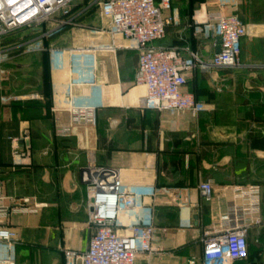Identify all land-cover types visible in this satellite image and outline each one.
Instances as JSON below:
<instances>
[{
    "label": "crops",
    "instance_id": "1",
    "mask_svg": "<svg viewBox=\"0 0 264 264\" xmlns=\"http://www.w3.org/2000/svg\"><path fill=\"white\" fill-rule=\"evenodd\" d=\"M98 1L74 3L67 18L74 24L65 29L58 30L56 23L23 29L5 38L0 49L38 41L47 50L113 42L124 48L121 38L98 33L107 28ZM203 4L211 14L237 16L248 34L241 41L240 69H195L189 74L184 91L206 107L197 119L188 112L144 109L146 90L135 85L138 57L127 49L97 54L94 86L70 87L89 77L87 67H72L66 56L63 67L54 68L47 51H19L5 65L6 74L0 75V222L17 234L19 243L1 246V260L65 264L64 249L88 248L91 233L81 171L90 160L117 171L124 185L139 192L155 189L154 198L141 202L155 210V252L140 256L136 264H202L201 239L218 229L220 215L228 212L231 187L260 185L264 215V0H171L172 9L164 16L177 23L156 45L196 51L203 61H211L220 50L217 39L196 38L191 27L193 12ZM49 32L54 34L40 40ZM70 96L96 108L95 126L76 122L65 110ZM25 129L31 136L32 164L17 169L12 140ZM62 129L67 133L59 135ZM201 181L213 184L211 202L199 194ZM26 198L44 208L35 215L8 214ZM248 244L249 262L238 264H264L259 259L264 255L263 230L253 229Z\"/></svg>",
    "mask_w": 264,
    "mask_h": 264
},
{
    "label": "built area",
    "instance_id": "2",
    "mask_svg": "<svg viewBox=\"0 0 264 264\" xmlns=\"http://www.w3.org/2000/svg\"><path fill=\"white\" fill-rule=\"evenodd\" d=\"M78 0H0V45L23 29L41 28L56 23L58 30L74 24L67 19L69 11ZM97 7L107 28L98 30L111 38H121L127 43L124 48L97 45L85 49H45L42 41L26 43L21 47L0 49V75L15 53L49 52L54 68L63 67L69 57L72 67L84 64L88 78L73 81L70 87L94 86L96 79V57L100 52L115 53L119 49L133 51L138 57L135 85L146 90L143 108L158 113L188 112L194 119L206 111L194 95L184 91L188 76L195 69L238 70L242 67L241 41L248 28L235 15L211 14L206 5L193 12L191 27L196 38L221 39L220 51L211 61H203L200 54L178 47L157 46L166 37L169 27L177 23L176 18L164 16L171 11V0H100ZM61 16L63 18L59 19ZM49 32L40 40L50 38ZM219 92H223L220 89ZM36 99L35 96L31 97ZM65 110L76 122L96 125V108L76 103L70 96ZM67 130L58 131L64 135ZM31 136L27 129L19 138L12 140V162L14 168H27L32 164ZM81 182L86 187L87 226L91 236L85 251L64 249L65 264H136L142 255L155 252V210L145 207L142 199L154 198L155 189L139 192L122 183L117 171L96 165L90 160L81 171ZM3 183L0 182V202L3 200ZM203 201L211 202L214 187L211 181H201L198 186ZM232 200L228 212L220 215L218 229L204 233L202 264H238L249 259L248 236L253 229L264 232L263 190L260 185L229 188ZM44 208L31 199H22L8 209L9 215H35ZM129 220L124 223L122 218ZM1 219V217H0ZM19 243L16 233L0 222V247L9 248ZM0 264H14L13 260H1Z\"/></svg>",
    "mask_w": 264,
    "mask_h": 264
},
{
    "label": "water",
    "instance_id": "3",
    "mask_svg": "<svg viewBox=\"0 0 264 264\" xmlns=\"http://www.w3.org/2000/svg\"><path fill=\"white\" fill-rule=\"evenodd\" d=\"M217 41H218V45L220 46L221 45V39L219 38V39H217ZM219 49H220V47H219Z\"/></svg>",
    "mask_w": 264,
    "mask_h": 264
},
{
    "label": "rangeland",
    "instance_id": "4",
    "mask_svg": "<svg viewBox=\"0 0 264 264\" xmlns=\"http://www.w3.org/2000/svg\"><path fill=\"white\" fill-rule=\"evenodd\" d=\"M253 251V250H252ZM255 252V251H254ZM259 259L264 260V255L263 256H259Z\"/></svg>",
    "mask_w": 264,
    "mask_h": 264
},
{
    "label": "trees",
    "instance_id": "5",
    "mask_svg": "<svg viewBox=\"0 0 264 264\" xmlns=\"http://www.w3.org/2000/svg\"><path fill=\"white\" fill-rule=\"evenodd\" d=\"M247 262H249V259H248V261Z\"/></svg>",
    "mask_w": 264,
    "mask_h": 264
}]
</instances>
